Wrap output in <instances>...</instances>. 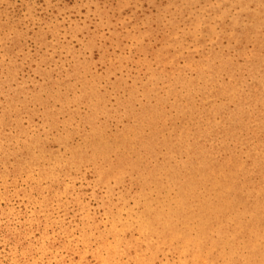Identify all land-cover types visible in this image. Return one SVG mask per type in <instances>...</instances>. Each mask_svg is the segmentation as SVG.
<instances>
[{"label": "rangeland", "instance_id": "374dc122", "mask_svg": "<svg viewBox=\"0 0 264 264\" xmlns=\"http://www.w3.org/2000/svg\"><path fill=\"white\" fill-rule=\"evenodd\" d=\"M182 2L0 0V264H101L111 257V264H135L138 256L143 264H264L258 226L253 234L263 252L251 251L250 233L237 228L235 254L223 251L222 242L201 250L189 233L147 244L131 224L139 206L160 196L175 194L184 205V175L210 189L208 173L237 156L249 175L237 177L242 192L230 194L245 207L264 200V26L250 25L264 0L188 2V14ZM193 12L199 19L189 22ZM215 13L223 19L212 31ZM175 18L178 25H170ZM182 29L191 33L168 53L173 65L162 69L152 49ZM116 60L122 65L111 71ZM202 68L207 82L199 78ZM84 82L95 93L86 94ZM122 83L135 90L131 104ZM224 86L241 93L240 115ZM92 97H98L93 107L104 110L95 127L84 101ZM63 101L72 121L61 113ZM211 104L224 107L222 116L212 119ZM146 107L166 116L161 139L179 128L187 144L177 142L173 153L160 144L156 154L122 165L112 139L135 126ZM103 153H111L108 162H98ZM47 167L52 173L43 175ZM154 170L168 190L144 189ZM115 217L123 231L117 250L110 231ZM254 222L245 214L240 226Z\"/></svg>", "mask_w": 264, "mask_h": 264}, {"label": "bare ground", "instance_id": "6f19581e", "mask_svg": "<svg viewBox=\"0 0 264 264\" xmlns=\"http://www.w3.org/2000/svg\"><path fill=\"white\" fill-rule=\"evenodd\" d=\"M207 1L208 0H183L181 9H186L187 12H189L190 8L186 7V3L189 2V4H191L195 2L199 4L200 2L205 3ZM186 10H184V12H186ZM251 15L253 17L250 23V25H252V29L258 30L259 28L263 27L264 3H262V8L259 12L252 13ZM216 16L217 13H215L214 18H216ZM194 19H199L196 12H193V14L189 16V22H192ZM222 19L223 14L221 13L216 19H214L213 22L209 24V29L213 31L215 24L221 25ZM177 23L178 20L175 18V23H170V25H178ZM237 26H239L238 23ZM172 27L174 28L175 26ZM225 32L226 31H224V33ZM190 33L191 30L186 31L185 29L172 33L169 38L165 40L157 49H152V60L157 62L162 69L172 66L175 61H173V55L168 58V53L171 54L170 52L178 46L179 40ZM214 34L215 32H213V34L211 33L212 36H214ZM140 36L144 35L139 34L137 39H140ZM255 43L258 44V41L256 40ZM164 46H168V48H163ZM179 47L180 45L178 46V49ZM157 50H161V53H158ZM165 55H167L166 59H164ZM112 64L113 66L111 71L117 67H120L122 62L116 60ZM203 69L204 68L198 71L199 78L204 79L207 82L209 79L205 77L206 73L202 74L204 72ZM84 85L86 94L95 93L96 90L90 82H84ZM120 87L129 94L127 104H131L135 100V90L133 87L128 88L124 83L120 84ZM224 91L226 95L231 97V102L236 105L237 114L240 115L242 113L239 106L241 93L239 91L237 92L235 89L229 88L228 86H224ZM97 98L98 97H92L90 100L84 99L90 110H92L89 121L93 127L96 126L97 118L102 115L104 111L100 107H93L94 105L92 102L96 101ZM157 101L158 104H161V100L159 98ZM62 103L61 113L65 114L67 118L70 117L69 120L72 121V114L69 112L67 107L68 104L65 101ZM202 108V106H198L195 109L200 111ZM223 109L224 107L222 106H214L211 104L212 119L218 118V114L222 116ZM45 110L49 111L50 106H46ZM145 113H147L146 121L143 119ZM165 117L166 116L162 112H159V109H148L146 107L145 110L139 114V121L135 126H127V128L117 133L112 141L115 145L114 149L120 150L118 154L119 163L122 165L127 164L130 160L129 157L131 156L136 157V159L139 161L140 155L146 154V152L156 154V151L159 152L160 144L164 145L167 151L170 153H173V150L176 149L177 142L187 144L185 135L179 128L170 131L169 135L163 136V139L160 138V133H162L160 130L167 127V121L165 120ZM157 134L158 137L156 139ZM110 154L103 153L102 155H99L97 158L98 162H108ZM251 160L253 166H258L260 164L258 157H252ZM228 164H233V169L229 172L228 169H226ZM134 166L135 168H139V165L135 161ZM51 169L53 168H45L42 172L43 175H50L52 173ZM174 172L175 168L171 169L168 172V176L172 177ZM248 175L249 171L245 164V159H241L239 156H237L236 160L232 159L230 162L228 161L225 167L222 165L216 171L212 170L211 173H208L207 176L212 180L213 183L210 189L199 183L194 177L184 175V180H182V183L184 184V191L179 195L185 200L184 205L182 204L181 199L175 194L160 196L161 198H159L157 201H151L145 205L139 206L140 211L133 213L134 217L132 218L131 224H135L138 227L141 237L147 244H151V239L153 237H156L160 241V244L173 243L176 239H182V237L189 233L191 236L194 235L193 237H195L197 240L194 242V246H198L201 250L208 245H214L215 243L222 242L221 246L223 247V251L227 252L229 251V248H231L235 254L240 253L238 252L240 250H235L232 247L233 244L238 241L235 237L238 232L237 228L245 229L251 235V237L248 239L249 241H247L248 248H250L251 251L263 252V248L257 249L256 240L254 239V237L257 235L253 233L257 226V228H264V200H259L257 203L254 202L253 207H245L237 201L238 198L241 199L240 195L234 197L230 194L242 192L241 182L237 181L236 178H246ZM159 176L160 174L158 170L151 171L143 182V186H145L144 189L148 188V186H154L157 187V190L162 191L164 187H167L166 185L162 184ZM229 184L234 187L233 191L226 187ZM143 192H145V190ZM230 196L234 197L236 202L231 201ZM245 214H248L251 216V218H255V222L249 225L240 226V220L243 216H245ZM120 222V219L115 217L112 218V223L110 225V231L116 236V247L114 250H117L121 243L120 233L123 231L118 228ZM128 228H130V226H128ZM263 234L264 233H261L259 236L261 237ZM112 249L113 248L109 250V254L114 251ZM197 252L199 251H191V253L194 255V258H199V256H201V254ZM111 258L108 260L104 259V262L101 264H111ZM135 262V264H143L139 256L135 257ZM206 262L204 264H206Z\"/></svg>", "mask_w": 264, "mask_h": 264}]
</instances>
